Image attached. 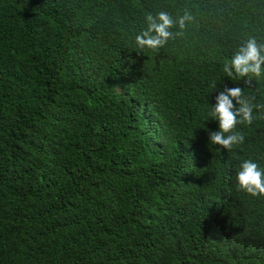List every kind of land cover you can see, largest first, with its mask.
<instances>
[{
    "label": "trees",
    "instance_id": "obj_1",
    "mask_svg": "<svg viewBox=\"0 0 264 264\" xmlns=\"http://www.w3.org/2000/svg\"><path fill=\"white\" fill-rule=\"evenodd\" d=\"M186 8L137 48L148 13ZM249 37L264 0H0V264H264V196L235 180L264 170V120L232 151L207 131Z\"/></svg>",
    "mask_w": 264,
    "mask_h": 264
},
{
    "label": "clouds",
    "instance_id": "obj_2",
    "mask_svg": "<svg viewBox=\"0 0 264 264\" xmlns=\"http://www.w3.org/2000/svg\"><path fill=\"white\" fill-rule=\"evenodd\" d=\"M145 20L147 26L135 36L136 46L138 49L158 51L169 40L183 35L193 15L186 8L176 19L167 11H159L155 15L148 13ZM177 27V31L171 30ZM223 72L231 80H242L244 87L225 86L215 96V103L210 104L208 116L218 123V130H207L208 143L232 151L234 146L243 144L245 139L242 133L234 131L238 123L250 125L254 119L264 120V103L257 102L253 92L245 94L244 91L245 87L253 88V81L257 82L264 77V43H258L255 37L246 39L233 53L230 61L223 65ZM235 180L240 190L252 196H264V170L253 160L244 159L240 162Z\"/></svg>",
    "mask_w": 264,
    "mask_h": 264
}]
</instances>
